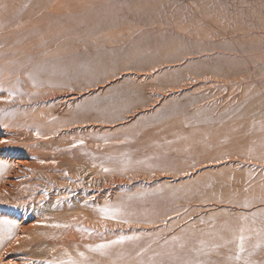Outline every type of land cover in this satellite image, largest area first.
<instances>
[{
	"label": "rangeland",
	"instance_id": "rangeland-1",
	"mask_svg": "<svg viewBox=\"0 0 264 264\" xmlns=\"http://www.w3.org/2000/svg\"><path fill=\"white\" fill-rule=\"evenodd\" d=\"M6 2L19 4L21 32L3 48L11 46L21 63L29 55L43 59L39 66L51 67L56 82L79 89L84 108L97 105L102 158L122 181L119 201L150 194L131 202L130 210L156 226L119 224L121 234L143 230L155 237L169 214L183 224L177 210L204 214L196 211L203 200L226 202L210 208L248 200L247 211L258 210L264 198V0ZM31 16L32 27L23 21ZM205 68L231 75L205 82ZM111 147L114 157L107 155ZM124 167L129 170L121 175ZM123 247L119 252L132 251Z\"/></svg>",
	"mask_w": 264,
	"mask_h": 264
},
{
	"label": "bare ground",
	"instance_id": "bare-ground-1",
	"mask_svg": "<svg viewBox=\"0 0 264 264\" xmlns=\"http://www.w3.org/2000/svg\"><path fill=\"white\" fill-rule=\"evenodd\" d=\"M6 1L0 0V98H7L9 91L22 92L24 95L17 94L12 103H0V109L9 113L0 115V140L9 141L7 144L0 143V162L5 165L0 169V218L11 219L19 224V228L13 230L19 241L9 242L5 239L4 247L0 249V262L48 264L50 260L65 259L64 249L75 256L78 247L92 258L93 264H109L103 257L87 253L85 247L117 239L123 227L113 220L102 219L99 213L106 202H120L117 188L122 181L115 174L102 171L106 164L99 144L102 129H99L98 124V107L84 108L80 104L82 94L79 89L74 88L73 91L66 84L56 82L57 74L51 67L41 69L39 66L43 59L39 61L29 55L21 63L22 59L11 52L14 50L11 46L3 48L4 44L8 46L7 42L16 43L21 32V25H17L19 4H7ZM43 13V16L47 15V12ZM32 18L26 17L23 21L30 25ZM45 21L43 24L48 23L47 19ZM9 54H13V57L4 61ZM236 59L233 58V61ZM205 70L201 73L205 74V82H214V78L221 75H231L220 70ZM10 72L15 74L10 76ZM29 74L34 79H30ZM34 84L38 86L34 87ZM87 123L91 124L88 126ZM5 124L8 127H4ZM80 140L84 141V145H80ZM114 150L111 147L107 155L114 157ZM38 222L50 225L67 223L71 227H34ZM105 225L108 231H105ZM120 248L113 252H119Z\"/></svg>",
	"mask_w": 264,
	"mask_h": 264
},
{
	"label": "snow or ice",
	"instance_id": "snow-or-ice-1",
	"mask_svg": "<svg viewBox=\"0 0 264 264\" xmlns=\"http://www.w3.org/2000/svg\"><path fill=\"white\" fill-rule=\"evenodd\" d=\"M13 74L15 73H9L10 76ZM29 78L34 79L31 74H29ZM17 79L19 80V77ZM37 86L34 84V87ZM17 94L24 95L22 92L9 91L7 98H0V103L14 102ZM34 95H39V93ZM31 99L30 96L29 102ZM7 114H9L7 110L0 109V115ZM4 127H8V125L5 124ZM37 136H39V132H37ZM124 142L126 141H121V143ZM0 143L7 144L9 141L0 140ZM79 143L84 145L83 140H80ZM156 158L153 157V159ZM3 167L5 165L0 162V169ZM193 167L195 166L193 165ZM128 170L127 167H124L121 170V175L127 173ZM102 171L114 174L117 169L103 167ZM162 171L165 174H170L167 169ZM183 174L191 176L188 171ZM153 175H155V171H153ZM197 175H202V173H197ZM149 195L146 192L137 193L127 196L126 199H122L117 204L106 202L99 209L101 218L113 220L118 224L147 223L156 226V221L147 217L140 219L135 212L130 210L131 202L145 200ZM160 195H163V189L160 190ZM201 203L205 207L196 211L204 214L191 216L185 215L190 212L188 208H184L183 212L177 210L175 215L183 220V224H180L169 214L163 221L164 229H158L155 237H153L152 232L133 230L130 234H119L117 239L95 245H86V251L107 259L109 264H264V198H261L260 207L257 211H247L253 206L248 200L239 204L229 200L227 201L228 207L218 208H210L207 205L223 206L226 203L223 198L203 200ZM237 209L243 210L238 211ZM34 227L69 228L71 225L67 223L50 225L38 222ZM17 228H19L17 222L0 218V249L4 247L5 239L9 242L12 240L19 241L13 231ZM105 231H108L106 225ZM163 232H169L171 235H161L160 233ZM39 234L43 235V233ZM250 244L251 248L249 247ZM122 246H129L132 251L127 253L123 251L113 252L114 249ZM75 253L73 256L72 252L64 249L63 257L65 259L50 260L48 264H93L92 258L85 251H81L77 247ZM148 253L151 254L147 255L145 259ZM257 254H260V259H254ZM213 257H218V259ZM0 264H7V261L0 262Z\"/></svg>",
	"mask_w": 264,
	"mask_h": 264
}]
</instances>
